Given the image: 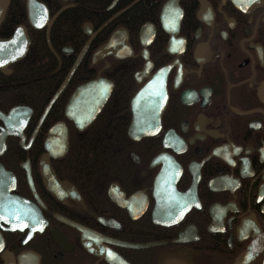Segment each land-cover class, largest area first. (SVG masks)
I'll return each mask as SVG.
<instances>
[{
    "label": "flooded vegetation",
    "instance_id": "1",
    "mask_svg": "<svg viewBox=\"0 0 264 264\" xmlns=\"http://www.w3.org/2000/svg\"><path fill=\"white\" fill-rule=\"evenodd\" d=\"M36 1L0 21L28 38L0 67V264H261L264 0Z\"/></svg>",
    "mask_w": 264,
    "mask_h": 264
},
{
    "label": "water",
    "instance_id": "2",
    "mask_svg": "<svg viewBox=\"0 0 264 264\" xmlns=\"http://www.w3.org/2000/svg\"><path fill=\"white\" fill-rule=\"evenodd\" d=\"M8 2L9 0H0V21L3 18ZM27 7H28L29 21L34 26H37V19L40 18L37 16V1L27 0ZM27 42H28V38L26 36L24 27L22 26L17 27L11 37L6 39H0V67H5L8 63H11L17 58L22 57L26 51ZM82 97L85 98L86 102L83 103L79 101L80 99H82ZM105 98H106V93L103 91L102 83L93 80L76 89V91L72 94V96L70 97L69 101L65 106V114L69 118L73 119L75 122H77L74 119L75 117L80 118L79 121L82 120L90 121L95 117V115L99 111ZM79 102L82 105H84L83 110L78 109L77 104ZM50 104L45 108V111L48 110ZM17 108L18 106L10 111L9 118H12V116H14L13 112ZM50 132L51 135L57 134L56 127H53ZM52 146L53 144L50 143L46 144V148L49 151L47 154L53 153L50 150ZM57 146L61 148V152L59 153L64 152V150L66 149L65 143ZM261 264H264V258Z\"/></svg>",
    "mask_w": 264,
    "mask_h": 264
},
{
    "label": "trees",
    "instance_id": "3",
    "mask_svg": "<svg viewBox=\"0 0 264 264\" xmlns=\"http://www.w3.org/2000/svg\"><path fill=\"white\" fill-rule=\"evenodd\" d=\"M34 69H29L27 70V72H33ZM86 150L85 152V156L84 158V163H88L89 164V168H93L96 167L97 165L95 164L98 160V145L95 143H90L87 145H84Z\"/></svg>",
    "mask_w": 264,
    "mask_h": 264
},
{
    "label": "snow or ice",
    "instance_id": "4",
    "mask_svg": "<svg viewBox=\"0 0 264 264\" xmlns=\"http://www.w3.org/2000/svg\"><path fill=\"white\" fill-rule=\"evenodd\" d=\"M0 218H3L2 216H0Z\"/></svg>",
    "mask_w": 264,
    "mask_h": 264
}]
</instances>
